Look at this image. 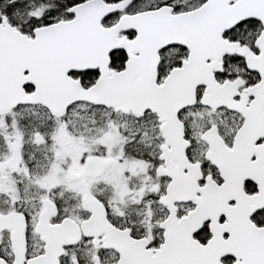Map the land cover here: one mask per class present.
<instances>
[{
    "label": "snow or ice",
    "instance_id": "1",
    "mask_svg": "<svg viewBox=\"0 0 264 264\" xmlns=\"http://www.w3.org/2000/svg\"><path fill=\"white\" fill-rule=\"evenodd\" d=\"M189 80L191 95L177 94ZM17 84L25 98L8 105L4 122L19 129L17 108H29L21 119L35 130L37 151L54 139L41 129L62 123L70 130L86 105L111 109L101 115L125 144H144L149 127L141 118L154 114L159 155L139 185H110L115 214L129 218L120 225L109 219V201L92 193L95 181L79 193L86 216L56 219L57 205L48 198L56 185L44 183L55 154L35 180L25 166L37 203L20 206L27 186L17 187L15 197L0 191L7 205L0 208V264H92L93 252L103 264L101 248L89 244L82 253L76 247L103 236L90 227L126 238L132 255L121 256L120 264H264V0H52L47 6L0 0V95ZM50 86L68 96L35 98ZM129 91L130 98L113 95ZM120 104L131 123L111 120ZM170 120L178 125L175 143L186 161L176 169L168 166ZM89 123H97L95 114ZM213 131L224 153L220 161L200 152L201 145L211 148ZM41 156L48 161L47 153ZM111 161L121 157L84 150L75 157L85 176L90 164ZM33 165L45 167L40 158ZM145 219L147 230L130 223ZM42 222L55 233L74 228L76 238L49 244L39 231ZM30 236L39 241L32 250Z\"/></svg>",
    "mask_w": 264,
    "mask_h": 264
},
{
    "label": "flooded vegetation",
    "instance_id": "2",
    "mask_svg": "<svg viewBox=\"0 0 264 264\" xmlns=\"http://www.w3.org/2000/svg\"><path fill=\"white\" fill-rule=\"evenodd\" d=\"M235 68V65H233ZM181 85V84H180ZM8 110L7 107L0 109V137H5L8 141H0V191H10L11 195L15 197L16 188L20 187L24 191L27 186L25 196L22 197L20 206L30 207L37 203V200L32 199L36 196V189L32 186V182L25 176L24 168L28 167L29 172L32 174V180L37 179L39 176L47 172L48 162L52 159V154L56 156L55 165H53V174H49L44 183L48 186L56 185L48 194V198L54 200L56 208V219L64 215H72L74 217H84L87 211L81 207V199L79 193H84L87 190V185L90 181H95L92 184L91 191L98 195L101 200L107 199L109 206L107 208L109 219L120 225L123 221H128L127 216H120L118 208L111 203V184H118L123 190L125 182L131 185H139L144 177V169L150 168L158 163L156 157L159 155L158 144L160 141L156 138V125L157 118L151 112L145 113L141 118L144 125L149 127V137L144 141V144L123 143V138L117 136L114 131V125L106 117L101 114L112 111L105 109L102 106H81V114L83 119L77 120L70 130H66L63 124L55 126L47 125L41 129V132L47 133L49 136L54 137L53 140L44 144L40 151H37L34 143V129L29 124L26 117L29 108L20 106L17 108L16 119L19 120L21 127H8L5 125L3 114ZM120 113L113 112L112 121H127L132 122V117L125 116ZM95 114L97 123L95 125L89 123L91 117ZM11 123V121L9 122ZM167 134L169 139L173 141L172 149L168 150V166L171 169H176L184 161V153L179 151L175 139L178 134V125L174 122L168 124ZM191 135V132H189ZM212 146L219 145V138L215 137L213 131ZM145 144L149 146H144ZM182 147V142L181 145ZM211 148L201 145L200 152L204 156H210ZM84 150V155L105 156L106 153L110 157H121V162L116 163L111 161L107 166L102 163L90 164L87 169L88 175H82L84 171L75 163V157ZM41 153L48 154V161H45ZM35 154V155H34ZM189 156L193 153L189 149ZM213 155V153L211 154ZM40 158V162L45 164L44 169L37 168L33 165V160ZM200 153H197L196 159H200ZM63 168V171L59 169ZM123 169V174L121 170ZM240 175L236 176V182L240 180ZM161 184L164 180L161 179ZM179 191H185L186 186L179 185ZM27 200V204L24 203ZM90 206H95L94 202L86 201ZM7 205L3 203V198H0V208H6ZM50 208V205H49ZM158 206L154 205L153 210H157ZM159 214V213H158ZM15 223V220H12ZM133 227L142 226L147 230L151 225L147 220H133L130 222ZM90 232L103 231V236L100 238H93L91 241L81 239L76 245L78 250L82 253L88 249L89 244L92 248H101V256L103 257V264H120L121 256H131L132 250L130 249L126 238L118 233H114L107 229L98 227H90L87 229ZM39 231L49 243L60 240H74L76 238L75 229L65 230L63 232L55 233L45 223L39 225ZM33 244H39L38 240L29 238V249L32 250ZM70 250V249H69ZM92 264H101L97 260L95 253L92 254ZM83 264V261H82Z\"/></svg>",
    "mask_w": 264,
    "mask_h": 264
},
{
    "label": "water",
    "instance_id": "3",
    "mask_svg": "<svg viewBox=\"0 0 264 264\" xmlns=\"http://www.w3.org/2000/svg\"><path fill=\"white\" fill-rule=\"evenodd\" d=\"M249 62L252 63L253 62V58L250 57L249 58ZM197 78H199V77H194L193 80L197 79ZM193 80H189L186 83L185 82H181L180 83L181 85H179L178 89L176 90L177 94L183 93L186 90L188 95L190 96L191 95V91H192V82H193ZM113 95L118 97V98H130V97H132L134 95V93L130 92V91L129 92H118V93H114ZM67 96H68V92L66 90L57 88L55 86H50L49 89L47 90V92L44 95L37 96L35 98L44 99L45 97H47L48 99H59V100H62L63 98H65ZM23 98H25V97H23V94L20 93L19 86L17 84L14 87H12L10 89V91L7 92L6 94L0 95V109H3L5 107L8 108V105L10 103H12L13 100H15V99H23ZM94 98L102 99L104 97L97 96V97H94ZM118 107L123 112L126 111V109L124 108L123 104L118 105ZM138 110L139 109H136V111H138ZM173 122H174V120H170L169 121L170 124H172ZM212 153H213V155H211ZM210 157L212 159L217 160V161H220V160H222L224 158V153L222 151V145H220V142H219L218 146L211 148ZM239 184H240V180L238 182H236L237 188H239ZM49 244H51V243H49Z\"/></svg>",
    "mask_w": 264,
    "mask_h": 264
},
{
    "label": "rangeland",
    "instance_id": "4",
    "mask_svg": "<svg viewBox=\"0 0 264 264\" xmlns=\"http://www.w3.org/2000/svg\"><path fill=\"white\" fill-rule=\"evenodd\" d=\"M42 2L47 6L52 3V0H42Z\"/></svg>",
    "mask_w": 264,
    "mask_h": 264
}]
</instances>
